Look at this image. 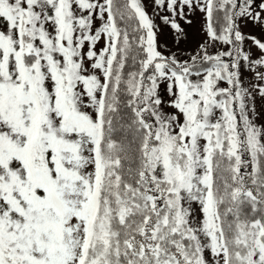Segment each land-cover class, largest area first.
Masks as SVG:
<instances>
[{
	"label": "rangeland",
	"instance_id": "obj_1",
	"mask_svg": "<svg viewBox=\"0 0 264 264\" xmlns=\"http://www.w3.org/2000/svg\"><path fill=\"white\" fill-rule=\"evenodd\" d=\"M0 2L23 11V51L35 57L26 72L42 106L41 133L74 141L80 154L74 157L66 152L64 170L53 174L58 209L43 205L27 206L23 214L8 210L4 197L24 198L16 182L9 183L10 173L0 167V264H76L83 234L78 215L82 188L94 170L92 143L60 118L50 98L52 94L62 98L71 111L95 120L109 54V35L103 31L108 22L106 0H60L59 25L48 16L47 0ZM224 2L231 8L229 23L214 35L208 26V0H128L139 19L140 42L146 52L139 72L128 78L134 99L140 103L136 112L140 124L134 127L142 161L134 184L121 181L115 173L104 197L105 206L112 204L120 218L140 222L134 229L154 244L151 252L149 248L134 250L126 235L117 237L105 227L100 214L94 223L98 240L90 243L93 264H183L176 250L182 251L186 264H223L229 249L236 264H260L258 229L250 228L246 217H236L228 233L215 225L213 242L202 207L204 187L199 178L205 172L201 158L206 137H211L214 153L231 159L225 166L226 190L218 187L215 192L218 198L225 195L233 211L245 199L256 205L259 194L242 180L246 164L255 171L264 160V0H219L221 6ZM74 18L78 23L69 32L67 23ZM0 34L14 39L12 29L1 23ZM160 57L178 63L217 57L219 76L210 92L204 72L188 74L185 86H180ZM149 62L155 74L142 84L141 72ZM49 63L61 74L55 95L46 71ZM13 81L11 73L0 71V83ZM218 93L228 102L225 112L217 101ZM8 108L9 103L0 100V113ZM143 114H149V121ZM1 133L15 137L0 114ZM40 155V148L34 146L32 156ZM14 168L15 173L21 171ZM152 218L156 221L151 224Z\"/></svg>",
	"mask_w": 264,
	"mask_h": 264
},
{
	"label": "trees",
	"instance_id": "obj_2",
	"mask_svg": "<svg viewBox=\"0 0 264 264\" xmlns=\"http://www.w3.org/2000/svg\"><path fill=\"white\" fill-rule=\"evenodd\" d=\"M47 1L50 5L48 16L59 25L61 23L60 0ZM105 9L108 22L103 31L109 35V54L106 59L104 84L100 88L95 120L92 121L82 113L71 111L62 98H56L53 94L50 98L60 118L67 119L69 126L87 135L92 143L94 170L92 179L84 182L82 188L83 198L78 215L83 222V234L76 264H93L94 254L90 243L92 239L98 240L94 235V223L100 214L103 215L105 227L110 231L114 230L117 237L126 235L134 250L149 248L151 252V246L154 244L149 243L150 240L144 232L134 229L136 226L140 227L138 226L140 222L134 218L130 221L127 217L120 218L117 209L110 203L108 207L105 206L108 201L104 196L107 195L108 186L115 181V173H118L121 181L134 184L142 161L139 137L135 133L138 128L134 127V124H140L136 114L140 109V103L134 99L128 78L139 72L146 58L143 43L140 42L139 19L128 0H106ZM230 9L228 3L224 2L221 6L219 0H208L207 19L212 34L218 35L217 31L227 26ZM22 18L23 11L20 8H7L0 2V23L11 28L14 34L13 41L0 34V71L9 72L14 76L11 84L0 83V100L9 103V108L2 110L0 114L15 134L13 139H9L3 133L0 134V167L10 173L9 183L16 182L19 194L24 198L20 201L11 199L10 195L4 197L7 209L15 210L19 214H23L27 206L36 208L50 205L58 209L53 199L55 188H58L54 183L53 174L64 170L63 159L66 152L74 157L80 156L77 154L78 145L74 141H63L52 134H42L40 131L42 106L26 72V66L31 64L35 57L34 54L23 51L26 35L22 28ZM76 23L78 22L75 18L68 21L69 32L74 29ZM30 38L35 37L30 36ZM160 60L175 75L180 86H185L188 74L206 73L208 92L213 87L214 78H218L221 67L217 57L195 58L186 63H178L166 57H160ZM46 71L55 85L53 90L55 95L56 90L61 86V74L54 63L47 64ZM154 74L153 63H147L141 72L142 84L148 82L149 76ZM217 96L222 111H227L226 98L222 93H218ZM143 116L146 121H149V114H143ZM41 134L42 138L39 137ZM34 146L40 148V157L32 156ZM213 149L211 137H206L201 158L205 172L203 171V175L199 178L200 184L204 187L203 212L207 216L213 242H215L213 228L215 225L218 226V230L221 229L222 233H228L236 217H246L248 226L258 229L256 242L262 251L260 264H264V160L255 171L250 169V164H246V176L242 180L244 185L248 183L247 187H252L254 192L259 194L256 205L245 199L239 204V210L233 211L234 205H229L225 195L218 198L215 192L218 187L222 192L226 190L229 177L226 167L231 159L221 157L220 154L214 153ZM14 167L20 168L21 171L15 173L17 169ZM150 221L152 224L156 218ZM229 251L230 255L223 264H236L231 249ZM180 252L182 251L176 250L175 256L180 262L186 264ZM5 264L8 262L6 261Z\"/></svg>",
	"mask_w": 264,
	"mask_h": 264
}]
</instances>
